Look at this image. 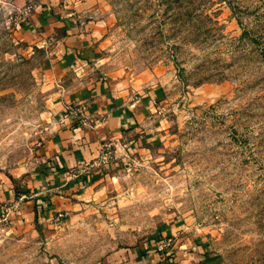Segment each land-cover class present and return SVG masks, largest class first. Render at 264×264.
Returning a JSON list of instances; mask_svg holds the SVG:
<instances>
[{"label":"rangeland","instance_id":"obj_1","mask_svg":"<svg viewBox=\"0 0 264 264\" xmlns=\"http://www.w3.org/2000/svg\"><path fill=\"white\" fill-rule=\"evenodd\" d=\"M92 1L97 58L55 83L33 73L42 52L24 58L10 36L30 13L5 24L7 7L34 2L0 0V190L19 193L46 114L79 81L132 100L157 87L158 137L134 153L116 138L86 199L36 209L28 230L11 229L28 209L0 194V264H264V0Z\"/></svg>","mask_w":264,"mask_h":264},{"label":"crops","instance_id":"obj_2","mask_svg":"<svg viewBox=\"0 0 264 264\" xmlns=\"http://www.w3.org/2000/svg\"><path fill=\"white\" fill-rule=\"evenodd\" d=\"M9 1L35 4L10 34L22 55H26L24 58L28 59L34 49L42 52L44 67H35L34 74L44 75L55 83H67L69 79H78L70 71L71 64L97 58L99 37L105 27L103 20L91 19L97 1ZM79 82L81 86L56 98L46 114L43 130L32 150V165L13 178L20 184H15L19 193L12 196L9 189L0 190L4 200L13 199L16 207L28 209L23 218L20 215L11 221L15 224L13 230H28L36 209L37 220L50 214V209L45 210L46 204L53 211L73 209L80 202L78 199H86L84 194L97 183L98 176L82 170V164L97 154L102 140L131 139L133 144L128 146V152L134 153L147 150L158 137L155 132L158 121L153 114L157 113V87L146 86L132 100L130 92L124 94V89L119 90L121 83L115 87L109 80ZM29 193L30 198L26 197Z\"/></svg>","mask_w":264,"mask_h":264},{"label":"built area","instance_id":"obj_3","mask_svg":"<svg viewBox=\"0 0 264 264\" xmlns=\"http://www.w3.org/2000/svg\"><path fill=\"white\" fill-rule=\"evenodd\" d=\"M33 6L30 4L24 5L20 8L10 6L6 8L5 12V24L9 28V24H18L20 20L26 18V16L32 11ZM65 117V115H64ZM116 139H105L99 144L97 154L91 158L88 162L82 164V170L94 171L95 169L100 170L109 164L114 158V152H116L117 146L115 143ZM170 238L166 237L158 241L155 248L158 251H162L168 244Z\"/></svg>","mask_w":264,"mask_h":264},{"label":"trees","instance_id":"obj_4","mask_svg":"<svg viewBox=\"0 0 264 264\" xmlns=\"http://www.w3.org/2000/svg\"><path fill=\"white\" fill-rule=\"evenodd\" d=\"M46 206L48 207V204H46ZM165 237H168V236H165ZM159 240H161V239H159ZM159 240H158V241H159ZM158 241L155 243V245L158 244Z\"/></svg>","mask_w":264,"mask_h":264}]
</instances>
